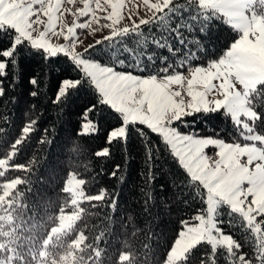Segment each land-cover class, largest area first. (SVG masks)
<instances>
[{
    "label": "snow or ice",
    "instance_id": "6c2138e0",
    "mask_svg": "<svg viewBox=\"0 0 264 264\" xmlns=\"http://www.w3.org/2000/svg\"><path fill=\"white\" fill-rule=\"evenodd\" d=\"M80 2L83 6L73 11L64 5H74L76 0H0V31L11 30L10 46L0 49V57L4 58L0 60V97L5 94L4 79L9 72L10 87L19 80L21 47L42 53L45 61L62 54L78 76L60 81L53 103H65L72 90L82 87L97 94L96 103L84 109L79 135L99 131L98 106L106 105L122 117L120 124L109 131L107 145L120 141L126 151L129 126H132L143 141L144 163L149 179L154 180L152 170L159 150L143 128L137 127L146 126L160 137L169 154L190 180L196 182L195 186L204 190L201 196L206 208L193 217L196 223L182 220L178 233L199 235V244L209 246V251L200 254L202 264H218V256L225 264H264V133L255 129V122L262 116L258 111L245 109L242 94L233 84L235 79L246 89L264 85V17L245 19L241 11L245 0H139L146 9V18L121 27L125 15L131 20L133 14H139L138 5L127 8L126 0ZM66 14L74 17L71 24L65 20ZM221 15L239 32V37L219 59L207 67L190 68L185 76L177 69L185 67L190 57L195 58L188 47L194 41L186 33H192L197 27L204 32L211 19ZM81 17L88 19L78 23ZM101 19L107 23L100 24ZM93 24L97 27L93 28ZM153 25L159 35L153 32ZM142 26H148L147 32L142 31ZM78 28L89 29L90 35L109 29L110 34L77 51L78 44L83 43L78 37ZM53 38H63L64 43L53 42ZM126 39H133L136 46L130 48ZM106 44L111 59L101 62L96 55L103 53ZM149 44L156 49H167L172 57L178 58L177 62L148 51ZM124 54L128 62L119 58ZM157 59L161 65L158 68L154 67ZM118 67L126 70H117ZM148 69L152 71L147 75L133 74ZM29 83L35 89L40 80L32 76ZM30 95L36 97L39 91L34 90ZM222 109L233 121L241 139L249 142L241 144L235 138L233 142H225L181 130L191 127L185 117ZM209 147L218 149L215 159L207 155ZM110 154L108 146L96 153L98 157ZM120 170L121 165H116L110 175L115 178ZM221 206L230 209V216L239 215L252 240L245 237L246 243H241L223 231V221L218 220ZM246 246L250 251L243 250Z\"/></svg>",
    "mask_w": 264,
    "mask_h": 264
},
{
    "label": "trees",
    "instance_id": "16d2710c",
    "mask_svg": "<svg viewBox=\"0 0 264 264\" xmlns=\"http://www.w3.org/2000/svg\"><path fill=\"white\" fill-rule=\"evenodd\" d=\"M260 10L264 15V4ZM147 30L148 26H142V31ZM152 30L159 35L155 25ZM186 35L194 41L188 47L195 58L190 57L185 67L177 69L180 72L219 59L239 37V32L221 15L211 19L204 32L197 27ZM125 43L130 48L136 46L133 39H126ZM10 44L11 30L0 31V49ZM173 44L179 46L175 40ZM100 47L97 45V49ZM18 51L19 80L10 87L9 72L4 79L5 94L0 97V160H6V167L0 168V193L7 181L18 179L7 197L13 215L11 246L15 257L25 260L33 250L39 252L52 228L58 225L60 213L70 210L71 193L65 184L74 172L83 179L85 198L80 202V216L61 238L73 241L80 233L84 236L76 251L78 264H168L167 256L181 230V221L194 222L193 217L206 208L201 196L204 190L195 186L196 182L190 180L169 154L160 137L146 126L137 127L143 128L159 150L152 170L154 180L149 179L144 163L143 141L132 126H129L126 151L120 141L107 145L109 131L120 124L122 117L106 105L98 106L99 131L79 135L84 109L96 103L97 94L82 87L72 90L65 103L54 104L60 81L75 79L78 73L72 71L71 63L62 54L45 61L42 53L30 47H21ZM148 51L168 56L172 63L178 59L167 49H156L151 44ZM183 52L182 48L180 58ZM119 58L126 62L129 59L127 54ZM96 59L101 62L111 59L107 44ZM144 63L147 65L148 61ZM160 66L157 59L154 67ZM150 71L137 73L147 75ZM32 76L40 80L35 89L29 83ZM34 90L39 91L36 97L30 95ZM249 103L262 116L255 122L256 131L264 133V85L257 84L251 90ZM184 119L191 127L182 131L227 141L242 140L223 109ZM106 146L110 147V156L98 157L97 151ZM116 165H121V170L113 178L110 174ZM219 212L218 220L223 221L221 227L225 233L232 234L241 243H246L245 237L249 241L253 239L238 214L230 216L227 206H221ZM198 244L173 264H202L200 254L209 251V246L197 247ZM243 250L250 251V247ZM218 264H225L219 256Z\"/></svg>",
    "mask_w": 264,
    "mask_h": 264
},
{
    "label": "rangeland",
    "instance_id": "374dc122",
    "mask_svg": "<svg viewBox=\"0 0 264 264\" xmlns=\"http://www.w3.org/2000/svg\"><path fill=\"white\" fill-rule=\"evenodd\" d=\"M264 4V0H245L244 6L241 9L243 12L244 18L247 20H251L253 17L259 19L260 17H264L262 14L260 7ZM134 5H138L137 7V14H133L131 20L128 19L127 15H125L124 21L121 22V27L124 24L131 25L132 21L135 20L137 23L139 22L140 18H146V9L140 5L139 0H126V7L132 8ZM82 3L80 0H76L74 5H68L65 3L64 7H72L73 11L76 8L82 7ZM38 7V6H34ZM103 15L102 13L100 14ZM65 20L71 24L74 17L71 15L66 14ZM42 19H46V17H42ZM88 17H81L78 20V23H82L87 20ZM107 23L106 20L101 19L100 24ZM93 28L97 27L96 24L92 25ZM42 28V26H41ZM78 37L82 44H78L77 51H83L85 47L89 44H94L97 39H102L103 36L109 35V29H103L100 32H97L95 35H90L89 29H77ZM53 42L56 43H64L63 38L56 40L53 38ZM119 70V69H117ZM188 71V70H187ZM183 71L182 73L187 76L189 72ZM133 74H139L134 72ZM142 75V74H139ZM218 83V82H214ZM233 84L235 86V90L242 94L241 98L244 102V107L248 112H253L254 110L250 107L248 103L249 92L254 89H246L244 85H242L238 80H233ZM242 119H244L242 117ZM250 123V122H249ZM251 124V123H250ZM186 132V131H185ZM259 133V132H258ZM201 135V134H199ZM204 137L211 136L212 138H218L212 135H201ZM225 142H233L227 141ZM241 144L249 142L239 140ZM209 147L206 149L207 155L212 158H216V152L212 151ZM6 160H0V168L3 169L6 167L5 165ZM18 179H13L7 181L4 185L3 191L0 193V264H78L79 258L77 254V250H79L81 243L84 240V236L80 233L73 241H67L61 238V235L69 230L74 222L80 216V202L85 198L84 190H83V179L77 176L76 173L71 172L66 180L65 187L71 193V200H70V210L63 211L60 213L59 216V223L57 226L52 228L48 237L44 240V243L39 252L36 250L32 251L31 255H27L28 257L25 260H20L19 257H15L13 254L12 244V236H13V226L12 220L13 215L9 208V201H7V197L10 194L11 190L16 185ZM246 186V185H245ZM174 200L173 197H169ZM250 199V198H249ZM196 223V221L191 222ZM201 237L199 235H178L176 241L174 242L171 250L168 253L166 262L168 264H173L178 259L182 258L185 253L196 245L200 241Z\"/></svg>",
    "mask_w": 264,
    "mask_h": 264
},
{
    "label": "crops",
    "instance_id": "0c3cea01",
    "mask_svg": "<svg viewBox=\"0 0 264 264\" xmlns=\"http://www.w3.org/2000/svg\"><path fill=\"white\" fill-rule=\"evenodd\" d=\"M197 67V66H196ZM200 67H207V66H200ZM192 68H194V67H192ZM187 72H189V70L187 71ZM215 82V81H214Z\"/></svg>",
    "mask_w": 264,
    "mask_h": 264
}]
</instances>
